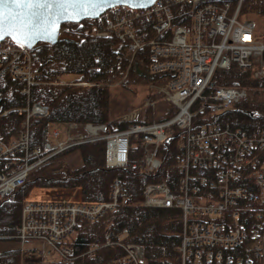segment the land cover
I'll return each mask as SVG.
<instances>
[{"label":"built area","instance_id":"1","mask_svg":"<svg viewBox=\"0 0 264 264\" xmlns=\"http://www.w3.org/2000/svg\"><path fill=\"white\" fill-rule=\"evenodd\" d=\"M243 4L244 0H156L144 8L114 6L89 19L95 36L116 37L131 55L149 47V72L160 78L148 84L152 95L142 108L121 116L125 128L114 121L79 127L51 123L45 143L34 148L30 120L48 116L49 107L29 102L30 87L87 82L56 72L54 63L47 67L35 62L31 49L9 38L0 41V73L7 70L21 80L19 92L27 97L25 106L0 112V117L11 112L23 117L9 141L0 134V200L55 157L99 141L106 145L107 168L126 167L132 140L138 141L144 158L137 167L154 174L161 166L159 148L177 131L181 141L174 187L167 181L148 183L142 205L180 211L178 264H264V127L233 129L210 119L248 97L246 88L218 85L214 80L218 69L235 64L251 70L254 77L264 76V38L242 11ZM154 96L174 114L139 122L142 112L155 107ZM65 167L60 163L51 168L61 172ZM36 192L23 198L14 231L6 226L0 233V250H18L20 264H72L85 255L93 258L103 247L115 251L112 263L145 264L143 247L128 241L127 229L111 231L86 253L76 254L73 240L80 221L94 223L126 201L119 178L113 180L106 201L83 200L79 185L55 188L47 197L35 196Z\"/></svg>","mask_w":264,"mask_h":264},{"label":"trees","instance_id":"2","mask_svg":"<svg viewBox=\"0 0 264 264\" xmlns=\"http://www.w3.org/2000/svg\"><path fill=\"white\" fill-rule=\"evenodd\" d=\"M242 11L264 17V0H244ZM89 23V19L80 23H64L55 44L38 43L31 49L35 62L47 67L54 63L56 72L78 75L81 81L93 83L90 87L42 84L30 87L29 102H40L49 107L48 116L30 120L31 148L45 143L48 125L53 122L109 125L112 119L117 118L114 116L116 103L111 99L109 83L125 77V87L147 86L160 78L149 72V47L137 51L131 61L130 54L116 37H96ZM214 80L218 85L246 88L248 97L210 119L233 129L251 131L264 127V76L254 77L251 70L233 64L226 70L218 69ZM21 84L22 81L12 77L7 70L0 73V112L27 104V97L19 92ZM163 104L160 105L161 109ZM173 114L174 111L160 114L157 119L161 121ZM22 119L16 112L0 117V134L4 140L9 141L14 136ZM114 122L120 129L127 126L123 121ZM139 122H146V118L142 116ZM180 141L181 135L177 131L166 138L157 152L161 166L151 175L141 172L137 167L143 162L144 150L135 140H132L126 167L105 166L104 141L67 150L49 164L33 171L24 185L0 200V233L6 226L11 227L10 232L14 231L20 220L23 198L36 187L72 188L79 185L83 200L106 201L113 180L119 178L125 186L126 201L94 223L80 221L73 240L76 254L86 253L93 244L102 242L111 231L127 229L128 241L143 247L145 264H178L180 211L145 207L142 205V193L151 182L167 181L173 189L177 179L175 164ZM74 153L79 155L81 164L61 172L51 169L64 156ZM169 176L173 178L172 181L167 178ZM115 255V251L103 247L96 250L93 258L85 255L72 264H119L111 261ZM20 262L18 250H0V264Z\"/></svg>","mask_w":264,"mask_h":264},{"label":"snow or ice","instance_id":"3","mask_svg":"<svg viewBox=\"0 0 264 264\" xmlns=\"http://www.w3.org/2000/svg\"><path fill=\"white\" fill-rule=\"evenodd\" d=\"M101 3L103 0H0V39L7 33L30 43L45 32L54 34L69 9L80 14Z\"/></svg>","mask_w":264,"mask_h":264},{"label":"rangeland","instance_id":"4","mask_svg":"<svg viewBox=\"0 0 264 264\" xmlns=\"http://www.w3.org/2000/svg\"><path fill=\"white\" fill-rule=\"evenodd\" d=\"M245 14L250 16L256 22V30L259 33L260 37L264 38V17L257 16L256 14L249 13V12L245 13ZM94 31L95 30L93 29V34L95 35ZM96 37H98V36H96ZM134 55L130 54V59H133ZM74 76H78V75L71 74V77H74ZM74 78H77V77H74ZM124 81H125V77L108 84L111 99H113L116 103V111L114 113V116L117 118H114L111 121H119L121 116L126 114L130 109L142 108L145 105L147 99L152 95V92L148 88V85L147 86L144 84L136 85V86L129 85V86L125 87L123 85ZM79 82H87V81H79ZM92 85H93V83L87 82L84 84H80L78 86L90 87ZM152 100H156L155 107L154 108L152 107L151 109H148V110L142 112L140 114L139 118L144 116L146 118V121H153V120L158 121V119H157L158 115H160V114L164 115L165 113H167V111L170 108V106L167 103L163 102L164 103L163 108L161 109L162 106L160 107V105L162 103V100L160 98H158V96L152 97ZM31 113L33 114L32 111H31ZM35 117H37V116H32V118H35ZM53 123H54V127H57V125H58L57 123H60V124L67 123L68 124V123H74V122H53ZM74 124L77 125L78 127L81 125H84L81 123H74ZM78 127H77V129H78ZM62 139H64V135L62 136ZM60 163L61 164L64 163V165L66 166L64 169V171H65L67 168H74V167L78 166L79 164H81V159L79 158L78 154L74 153L71 155L64 156L62 158V160H60L58 163H55L54 165L56 166L57 164H60ZM34 189H38V192L35 193V196L41 195V196L47 197L48 195L52 194V192L54 191L55 188L54 187H51V188H49V187H43V188L42 187H36ZM34 189L31 190L30 193L26 195V197L28 195H30L31 192L34 191Z\"/></svg>","mask_w":264,"mask_h":264},{"label":"water","instance_id":"5","mask_svg":"<svg viewBox=\"0 0 264 264\" xmlns=\"http://www.w3.org/2000/svg\"><path fill=\"white\" fill-rule=\"evenodd\" d=\"M155 1L156 0H103V3L97 4L94 7H89L87 12H80V14H76L73 10L69 9L68 13L65 14V18L59 20L56 30L52 35H48L47 32H45L42 34V38H33L29 43L28 40L6 33L0 41L9 38L18 44H23V46L29 49H32L38 43H48L53 45L58 41L61 26L64 23H80L85 19H96L106 10L118 5L128 6L131 8H144L151 6ZM72 16H75V18H70Z\"/></svg>","mask_w":264,"mask_h":264},{"label":"bare ground","instance_id":"6","mask_svg":"<svg viewBox=\"0 0 264 264\" xmlns=\"http://www.w3.org/2000/svg\"><path fill=\"white\" fill-rule=\"evenodd\" d=\"M66 193H68V194H73V193H74V191H68V192H66Z\"/></svg>","mask_w":264,"mask_h":264}]
</instances>
